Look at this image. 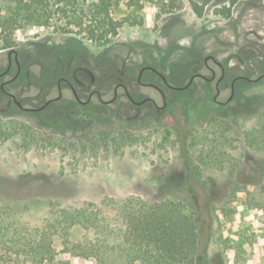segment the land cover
<instances>
[{
  "label": "rangeland",
  "instance_id": "obj_1",
  "mask_svg": "<svg viewBox=\"0 0 264 264\" xmlns=\"http://www.w3.org/2000/svg\"><path fill=\"white\" fill-rule=\"evenodd\" d=\"M17 1L0 0V15L7 18V8ZM143 1L140 8L122 1L112 11L123 24L107 44L57 31L54 22L32 27L20 19L0 28V52L25 47L30 61L40 62L48 77L75 78L77 73L96 85L123 82L139 97L156 92L139 86L144 66L157 68L170 84L184 86L194 73L211 77L204 61L213 55L227 69L223 101L233 78L264 74V0H213L207 5L195 0L201 13L187 0L183 9L171 13L155 0ZM225 6L231 8L230 16L219 12ZM211 65L221 73L213 61ZM32 66L36 71L41 67ZM149 80L164 84L146 70L143 81ZM165 89L170 101L165 110L152 104L141 109L124 99L111 104L114 117L142 116L147 127L141 141L104 154L81 157L37 143L26 149L21 144L26 128L21 119L16 121L18 134L0 140V264H166L158 260V245L145 238L148 215L166 222L175 217L181 226L175 245L183 253L192 246V216H207L201 230L211 234L210 264H264V150L246 140L258 118H241L224 130L208 122L215 82L199 78L189 90ZM237 95L264 102V78L238 80L234 101ZM154 96L162 105L161 97ZM192 121L202 128L191 140L180 137L179 129ZM13 124L0 121L7 131ZM213 139L226 144H217L211 162L204 157L201 162L199 152H208ZM195 158L201 171H196ZM40 174L44 184L25 183ZM199 263L205 264L204 257Z\"/></svg>",
  "mask_w": 264,
  "mask_h": 264
},
{
  "label": "flooded vegetation",
  "instance_id": "obj_2",
  "mask_svg": "<svg viewBox=\"0 0 264 264\" xmlns=\"http://www.w3.org/2000/svg\"><path fill=\"white\" fill-rule=\"evenodd\" d=\"M30 60L25 47H11L0 52V62L4 66L0 69V121L9 120L14 123L8 131L0 127V140H8L17 135L18 129L14 125L21 119L20 124L26 128L21 138L24 148L29 149L37 143L42 148L44 146L56 147L81 157L86 154H99L100 151L104 154L110 149L118 150L141 141V132L147 127L141 121L142 116L128 119L112 115L109 107L120 99L141 109L147 104H152L158 110H165L170 102L165 88L174 91L189 90L195 81L201 78L208 84L215 82L216 92L212 95L213 103L227 106L234 101L235 84L238 81L234 82L237 77L232 79L230 95L223 101L221 97L225 87L224 81L227 78V69L222 62V65H219L213 59L204 61L205 66L211 72V77L200 72L194 73L191 77L195 74H203L209 79L198 75L188 87L183 89L175 88L182 86L170 84L167 78L168 83H165L157 68L158 72L150 68L141 72L142 67L137 77L139 86L150 87L156 92L153 95L139 97V94L131 91L132 85L123 82L107 86L96 85L87 83L77 73H75V78L64 75L58 78L55 75L48 77L49 75L40 62ZM211 61L220 68V74L211 65ZM34 64L41 65L38 71L32 66ZM146 70L159 76L164 84H157L150 80L143 81V74ZM52 80L53 84L48 82ZM156 94L161 97L162 105L155 98ZM112 118H116L113 123L109 122ZM79 120H85V122L81 124L78 123ZM199 127L200 124L192 121L185 128L179 129L178 134L184 139L190 138L191 140ZM45 180V176L40 174L26 179L25 183L27 185L44 184Z\"/></svg>",
  "mask_w": 264,
  "mask_h": 264
},
{
  "label": "trees",
  "instance_id": "obj_3",
  "mask_svg": "<svg viewBox=\"0 0 264 264\" xmlns=\"http://www.w3.org/2000/svg\"><path fill=\"white\" fill-rule=\"evenodd\" d=\"M122 1H128L129 6L136 8L142 7L144 3L143 0H99L89 4L82 0H18L15 6L7 8L9 13L7 18L0 15V28L5 27L8 23L14 26L20 19L24 20L27 26L32 27H49L54 22L57 31L85 36L93 42L107 44L118 34L119 28L123 24L122 21H118L112 16V11L119 8ZM149 1L153 2L154 0H145V2ZM155 1L165 13L178 12L183 9L185 4V0ZM187 1L191 3L196 12L201 13L198 2L195 0ZM212 1L204 0L203 5ZM219 12L225 16H230L231 8L225 6ZM244 117L258 118L257 125L249 131L246 140L252 148L264 150V102L258 104L256 99L237 95L235 101L227 106H219L213 103L208 122L216 123L217 127L228 130L232 129L235 123ZM203 129L201 132L204 131ZM212 133L216 135L217 130H212ZM193 141L194 144L196 141ZM224 143L226 144V142L220 143L217 139H213L210 142L208 152L205 150L199 152L200 161L211 162L212 155H216L218 152L217 144L222 145ZM197 162L199 159L195 158L193 163L196 171H201V163ZM205 219L209 221V218L204 215L192 216L190 220L193 231L192 246L185 253H183L184 248L181 249L175 245L176 241H180L181 226L175 221L173 215L169 216L170 222H166L167 220L164 219L157 221V216L148 215L143 222L144 232L148 231V237L145 238L158 245V260H164L166 264H168V259H172L173 264H176L175 261L180 258L187 259L188 264H202L199 263L201 257H204L205 264H210L207 255L211 234L201 230Z\"/></svg>",
  "mask_w": 264,
  "mask_h": 264
},
{
  "label": "water",
  "instance_id": "obj_4",
  "mask_svg": "<svg viewBox=\"0 0 264 264\" xmlns=\"http://www.w3.org/2000/svg\"><path fill=\"white\" fill-rule=\"evenodd\" d=\"M209 59H213V60L217 61V63H218L219 65H222L221 62L218 61V60L216 59V57L213 56V55H208V56L205 58V61L207 62ZM146 68H150V69H153L154 71L158 72V70H157L156 68H153V67H150V66H145V67H143V69L141 70V72L144 71ZM159 73H160V75L163 77L165 83H168L166 77H165L161 72H159ZM140 74H141V73H140ZM198 75H199V76H202V77H205V78H207V79H209L208 77H206V76L203 75V74H195V75H193V76L191 77V79H190L188 85H186V86H182V87H175V88L183 89V88L188 87V86L192 83V81L194 80V78H195L196 76H198ZM263 76H264V75H262V76H260V77H258V78H256V79H251V78H246V77H237V78L234 80V82H236V81L239 80V79H246L247 81L256 82V81H258L259 79H261ZM229 100H231V99H229Z\"/></svg>",
  "mask_w": 264,
  "mask_h": 264
}]
</instances>
